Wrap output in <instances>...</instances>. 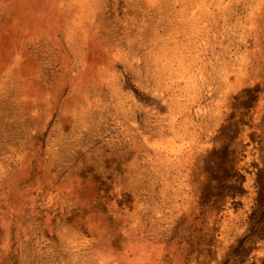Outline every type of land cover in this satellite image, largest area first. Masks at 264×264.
Returning a JSON list of instances; mask_svg holds the SVG:
<instances>
[{"label": "rangeland", "instance_id": "1", "mask_svg": "<svg viewBox=\"0 0 264 264\" xmlns=\"http://www.w3.org/2000/svg\"><path fill=\"white\" fill-rule=\"evenodd\" d=\"M0 264H264V0H0Z\"/></svg>", "mask_w": 264, "mask_h": 264}]
</instances>
